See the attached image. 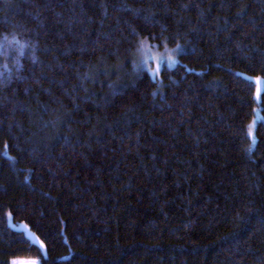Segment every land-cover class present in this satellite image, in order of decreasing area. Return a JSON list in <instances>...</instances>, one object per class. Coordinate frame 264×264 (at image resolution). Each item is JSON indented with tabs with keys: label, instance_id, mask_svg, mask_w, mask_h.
<instances>
[{
	"label": "trees",
	"instance_id": "trees-1",
	"mask_svg": "<svg viewBox=\"0 0 264 264\" xmlns=\"http://www.w3.org/2000/svg\"><path fill=\"white\" fill-rule=\"evenodd\" d=\"M142 39L178 60L150 78ZM0 45V264H83L88 172L120 176L119 264H264V0H0Z\"/></svg>",
	"mask_w": 264,
	"mask_h": 264
},
{
	"label": "rangeland",
	"instance_id": "rangeland-1",
	"mask_svg": "<svg viewBox=\"0 0 264 264\" xmlns=\"http://www.w3.org/2000/svg\"><path fill=\"white\" fill-rule=\"evenodd\" d=\"M146 42L151 48L150 55L158 57L160 54L172 56L174 61L178 60V52L182 49L180 43L169 45H158L148 40L142 39L134 51L136 65L139 62L140 43ZM179 46V47H178ZM170 65V64H169ZM153 61L148 68H155ZM137 69V68H136ZM254 80V99L258 103L260 91L262 89V76L256 74L252 76ZM253 115L248 123V133L251 140L254 138L253 127L258 117V105L254 106ZM84 183L92 186L96 192L95 208H90L87 214L93 217L99 224L97 233L83 238L80 242V260L83 264H119L125 259L123 251L124 235V211L122 208V186L120 176L114 172H88L82 174ZM92 206V207H94ZM14 227L21 228L25 234L40 245L44 251L43 242L23 221L11 222ZM10 264H37L36 257H14Z\"/></svg>",
	"mask_w": 264,
	"mask_h": 264
},
{
	"label": "snow or ice",
	"instance_id": "snow-or-ice-1",
	"mask_svg": "<svg viewBox=\"0 0 264 264\" xmlns=\"http://www.w3.org/2000/svg\"><path fill=\"white\" fill-rule=\"evenodd\" d=\"M5 40H7L5 38ZM10 43V42H9ZM3 47H7V45H0ZM24 47V45H21ZM179 47V46H178ZM151 48L146 42L140 43V52H139V62L136 64L137 68L146 69L151 75L150 78H155V76L165 68L166 65L175 63L174 58L172 56H165L160 54L158 57L150 55ZM2 54V53H0ZM155 61L157 66L155 68H148V65ZM255 145V139H253V146ZM251 151V149H249Z\"/></svg>",
	"mask_w": 264,
	"mask_h": 264
},
{
	"label": "clouds",
	"instance_id": "clouds-1",
	"mask_svg": "<svg viewBox=\"0 0 264 264\" xmlns=\"http://www.w3.org/2000/svg\"><path fill=\"white\" fill-rule=\"evenodd\" d=\"M13 35H14V34H13ZM4 38H6V39H7V38H8V34H4Z\"/></svg>",
	"mask_w": 264,
	"mask_h": 264
}]
</instances>
